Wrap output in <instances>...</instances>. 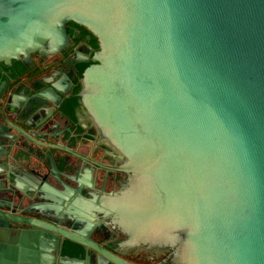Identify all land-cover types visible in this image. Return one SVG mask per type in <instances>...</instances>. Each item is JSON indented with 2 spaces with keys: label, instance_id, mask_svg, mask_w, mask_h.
<instances>
[{
  "label": "water",
  "instance_id": "95a60500",
  "mask_svg": "<svg viewBox=\"0 0 264 264\" xmlns=\"http://www.w3.org/2000/svg\"><path fill=\"white\" fill-rule=\"evenodd\" d=\"M0 264H264V0H0Z\"/></svg>",
  "mask_w": 264,
  "mask_h": 264
},
{
  "label": "flooded vegetation",
  "instance_id": "af4514ba",
  "mask_svg": "<svg viewBox=\"0 0 264 264\" xmlns=\"http://www.w3.org/2000/svg\"><path fill=\"white\" fill-rule=\"evenodd\" d=\"M9 227H11L10 232L11 234H13L15 232L16 227L12 221H9Z\"/></svg>",
  "mask_w": 264,
  "mask_h": 264
}]
</instances>
